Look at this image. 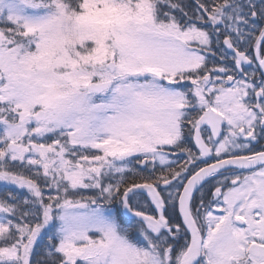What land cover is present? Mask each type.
<instances>
[{
	"label": "snow or ice",
	"instance_id": "6c2138e0",
	"mask_svg": "<svg viewBox=\"0 0 264 264\" xmlns=\"http://www.w3.org/2000/svg\"><path fill=\"white\" fill-rule=\"evenodd\" d=\"M0 264H264V0H0Z\"/></svg>",
	"mask_w": 264,
	"mask_h": 264
}]
</instances>
